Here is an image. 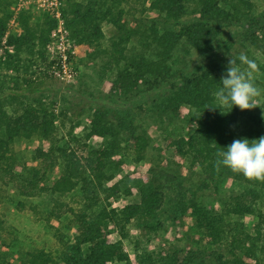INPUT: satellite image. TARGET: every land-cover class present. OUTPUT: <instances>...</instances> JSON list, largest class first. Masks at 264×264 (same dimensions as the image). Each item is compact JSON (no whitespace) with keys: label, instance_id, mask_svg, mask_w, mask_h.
Returning a JSON list of instances; mask_svg holds the SVG:
<instances>
[{"label":"trees","instance_id":"obj_1","mask_svg":"<svg viewBox=\"0 0 264 264\" xmlns=\"http://www.w3.org/2000/svg\"><path fill=\"white\" fill-rule=\"evenodd\" d=\"M131 1L64 2L69 37L86 48V65L117 68L107 91L88 95L97 106L89 116L87 137L101 138L99 146L83 145L79 137L74 142L57 137L58 121L73 114L69 104L58 110L56 103L27 102L21 112L10 113L0 102L1 170L18 182L23 193L40 196L46 207L53 203L51 216L60 218L58 210L65 206L74 227L73 237L63 241L58 254L33 248L14 263L0 253V264H248L257 256L263 231L253 234L241 218L254 213L264 198V182L249 181L226 167L217 172L214 164L216 153L234 140L247 138L251 143L264 132L250 122L243 135L238 134L236 124L249 109L234 106L228 113L221 109L222 114L219 108L207 107L216 106L213 94L222 86L229 60L236 58L231 52L235 45L243 46L247 56L249 46L264 52V10L256 12L252 0H151L155 15L149 25L143 23L135 30L142 49L132 52L127 43L133 34L126 28L123 7ZM32 15L28 10L20 12L22 30L8 37L7 46L19 51L49 40L56 21L46 16L33 23ZM11 16L0 0V49ZM105 22L109 48L101 43ZM232 27L239 30L224 40L225 30ZM179 49L186 52L185 58L176 56ZM193 54L199 56L197 63L189 58ZM24 83L33 94L43 90L45 80L31 73ZM184 108L191 111L188 132L172 138L175 157L153 161L146 170L141 166L145 178L140 184L134 181L139 184V201L114 205L127 177L119 179L120 171L128 161L139 165L147 161L152 150L153 138L139 124L140 117L151 114L165 123L181 117ZM34 138L42 144L32 149L31 156L41 167L33 165L19 178L12 169L16 163L13 145ZM127 147L132 156L126 160L122 151L127 152ZM192 173L199 174L196 182H191ZM227 180L238 182L241 189L231 192L223 203L206 204L205 194ZM65 196L73 204L61 199ZM186 218L191 222L183 240L189 242L170 240L169 227L184 226Z\"/></svg>","mask_w":264,"mask_h":264},{"label":"rangeland","instance_id":"obj_2","mask_svg":"<svg viewBox=\"0 0 264 264\" xmlns=\"http://www.w3.org/2000/svg\"><path fill=\"white\" fill-rule=\"evenodd\" d=\"M66 0H3L7 7L12 12L7 23V30L3 39L2 48L0 49V102L4 104L5 108L10 112H21L24 103H44L53 106L57 104V109L60 110L68 104L73 107L64 122L58 121L57 137L64 141L71 140L74 142V137H79L83 145L89 147H97L102 142V139L94 136L87 137V132L90 128L89 116H91L93 109L97 106V102L88 96L91 92L93 96H99V93L108 89L111 84V79L117 72L116 66L104 67L103 69L88 67L83 61L86 56L85 47L75 44L69 37V29L65 23L64 17V2ZM151 0H133L131 3H125L124 18L126 19V28L133 34L130 41L127 43V49L136 52L142 49L140 45V35L136 34L135 30L145 23L150 24V19L154 17L155 12L150 8ZM194 1V0H192ZM255 4L256 12L264 10V0H252ZM22 10H28L32 15V22L44 20L46 16L56 21V26L51 32L49 40L45 44L36 46H25L22 50H15L14 47L6 45L9 36L19 33L22 30V25L19 21V14ZM61 12L63 25L67 29V41L71 46L76 47V55L73 59L72 65L76 71V75L70 81L60 79L51 72L49 66L54 57V38L53 33L57 29L59 20L57 19V12ZM108 23H103V30H108ZM238 27H232L225 30L222 36L225 39L234 34ZM109 34L101 40L103 48H109ZM250 59H254L259 66V72L255 74V84L260 89L264 90V52L257 50L254 46H249ZM246 50L241 45H235L231 50L232 55L236 58L241 53H246ZM177 57L181 59L186 57V52L179 49ZM194 62L199 61L197 54L190 55ZM188 58V59H189ZM98 61V60H97ZM193 62V64H195ZM192 64V65H193ZM44 67V68H42ZM241 67H245L241 65ZM41 75L44 80L43 90L36 93H29L25 90V77H29L31 73ZM90 92V93H89ZM261 107H264V94L258 98ZM257 106L249 109L248 115L243 117L236 124L237 132L241 136L243 131L249 124L254 127H261L264 132V109ZM84 109L79 115H74V111ZM191 115L189 108H184L182 116L174 121H167L165 123L159 122L153 115L144 114L139 119V124L149 130L152 138V150L148 154V159L140 165L132 161H128L124 169L119 173V179H126L122 184V192L119 200H113L114 205L128 204L139 201V184L145 178L144 172L140 169L146 170L153 161L169 160L175 157L174 147L171 145L173 137L188 132L187 120ZM257 119V120H256ZM258 121V123L256 122ZM251 122V123H250ZM256 124V125H255ZM42 144L37 138L33 140H18L14 143L13 148L16 153V163L12 169L20 176L27 175L31 166L40 163L33 160L31 151L37 145ZM123 147L126 148L127 143L122 142ZM130 147V144L129 146ZM127 147V148H128ZM132 149L128 148L127 152L122 151L124 159L127 156H132ZM133 158V157H132ZM132 160V159H129ZM145 167V169H144ZM191 182H196L199 179L198 173H192L190 176ZM130 180V181H129ZM134 181H140L139 184ZM17 181L12 180L9 175H6L0 168V253L6 254L7 257L14 263H19L21 257L33 248H43L58 254L62 248L63 241L73 237V223L72 215L66 211V207L60 208V218L51 216L49 208L53 203L47 204L40 198V196H29L21 191L17 185ZM241 189L238 182L227 180L217 187H213L210 192L204 196L206 204H219L227 198V196L235 191ZM65 202L73 204L72 200L65 196L61 198ZM22 202L25 203L22 206ZM34 206V207H33ZM59 209V208H58ZM238 219V216H234ZM246 226L250 228L253 234L256 230L263 231V237L258 240V253L255 258L247 260L248 264H264V198L255 207V212L243 216L241 218ZM184 226L177 225L169 227L168 237L174 242L183 240L184 229L191 222L186 218ZM135 232L134 226L131 227ZM135 234V233H133ZM137 234V233H136ZM63 239H60L62 238ZM190 237V236H189ZM154 241L153 244H157ZM127 248L134 258V251L131 244H127ZM222 251L230 258V252L227 247L222 248ZM113 264H125L114 262Z\"/></svg>","mask_w":264,"mask_h":264},{"label":"clouds","instance_id":"obj_3","mask_svg":"<svg viewBox=\"0 0 264 264\" xmlns=\"http://www.w3.org/2000/svg\"><path fill=\"white\" fill-rule=\"evenodd\" d=\"M258 72L256 61L245 53H241L238 58L231 57L226 74L220 80L222 86L213 94L216 106L207 108L228 109V113L234 106L240 110L261 107L258 98L264 94V90L255 84V74ZM224 149L216 153L214 167L217 172L221 167H226L233 173L242 174L249 181L264 182V136L251 140V143L247 138L236 139Z\"/></svg>","mask_w":264,"mask_h":264},{"label":"built area","instance_id":"obj_4","mask_svg":"<svg viewBox=\"0 0 264 264\" xmlns=\"http://www.w3.org/2000/svg\"><path fill=\"white\" fill-rule=\"evenodd\" d=\"M59 24L53 33L54 38V57L52 58V66L48 70L54 76L70 81L76 75L72 62L77 53L76 47L71 46L67 41V29L63 25L61 12H57ZM44 68V67H42Z\"/></svg>","mask_w":264,"mask_h":264}]
</instances>
